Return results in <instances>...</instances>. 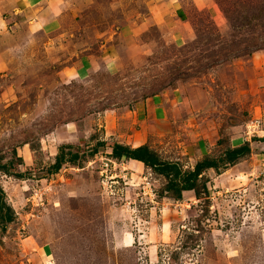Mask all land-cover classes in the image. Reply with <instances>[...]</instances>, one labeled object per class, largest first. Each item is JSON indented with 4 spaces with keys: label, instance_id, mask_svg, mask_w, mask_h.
<instances>
[{
    "label": "rangeland",
    "instance_id": "374dc122",
    "mask_svg": "<svg viewBox=\"0 0 264 264\" xmlns=\"http://www.w3.org/2000/svg\"><path fill=\"white\" fill-rule=\"evenodd\" d=\"M112 1L72 40L37 35L5 58L0 192L11 220H0V264H264V0H210L211 15L178 0L186 24L161 18L134 56L84 65L122 12L140 20L155 0ZM135 134L182 169L228 145L250 152L204 172L205 195L174 201L159 176L108 156ZM60 148L75 161L50 172Z\"/></svg>",
    "mask_w": 264,
    "mask_h": 264
},
{
    "label": "crops",
    "instance_id": "0c3cea01",
    "mask_svg": "<svg viewBox=\"0 0 264 264\" xmlns=\"http://www.w3.org/2000/svg\"><path fill=\"white\" fill-rule=\"evenodd\" d=\"M98 2L99 0H0V80L6 77L8 72L5 58H8L13 50L23 47L25 39L37 37L38 35L46 38L52 37V41L54 38L65 35L69 37L68 40H72L73 35H76L78 30L81 29L80 21L83 16L89 14L92 9L97 8ZM190 3L193 10L196 11L205 10L210 15L215 11L210 0H190ZM183 6L184 4L178 2V0H155L152 5V9H154L152 12L150 11L151 14L143 16L140 20H134L133 13L128 17L130 20H127L128 18L122 12L124 19L121 24L109 30L106 39H102L99 43L97 53H86L79 60L84 65L93 66L94 63H100L106 67L115 64L116 60L121 57L134 56L137 54L134 45L138 37L147 28L153 26L155 21L159 24L161 18H164L170 19L171 23L186 24L188 11ZM161 23L163 22L161 21ZM187 28L184 29L183 34L177 33V36H189V29L187 30ZM105 34L106 32L102 35ZM47 40L46 45L50 44V39ZM75 46L78 47L77 44ZM260 54L253 53L254 56H251V58H255ZM258 67L256 66L255 69ZM254 73L257 74L256 71ZM262 79L264 80V78ZM2 91L0 89V98L4 96L6 90ZM146 106H148L147 101L138 104V108ZM128 138V140L122 142L123 145L135 148L144 144L141 136H136V134L129 135ZM244 141L248 140L245 139ZM240 144L242 142L231 145V147ZM127 163H132L133 167H143L141 163L136 161L128 160Z\"/></svg>",
    "mask_w": 264,
    "mask_h": 264
},
{
    "label": "trees",
    "instance_id": "16d2710c",
    "mask_svg": "<svg viewBox=\"0 0 264 264\" xmlns=\"http://www.w3.org/2000/svg\"><path fill=\"white\" fill-rule=\"evenodd\" d=\"M215 144L219 147L220 141H216ZM108 148L110 149L108 156L111 159H124L127 161L139 162L142 164L143 168L150 170L151 173L163 179L164 184L161 189L163 195L161 193L160 195L174 201L181 200L182 193L185 192H191L196 199L201 195H205L208 191V180H201L204 172L211 170L215 174H219L220 170L224 171L227 168L236 165L250 152V148L246 142L235 147L228 145L219 151L216 156L203 155L191 168L182 169L176 162L162 160L157 153L152 151L145 144L131 148L118 143H113ZM62 150L63 149L61 148L58 149V153L54 156V162L49 166L50 172H56L64 162L71 163L75 161L76 156L74 154H69L70 157L66 160ZM95 153L96 149L92 150V155ZM17 159L18 161H21L20 158ZM0 171L7 174L8 168L4 165H0ZM15 177L18 176L16 175ZM0 220L6 222L11 220L9 209L1 201V192Z\"/></svg>",
    "mask_w": 264,
    "mask_h": 264
},
{
    "label": "built area",
    "instance_id": "2783aa9c",
    "mask_svg": "<svg viewBox=\"0 0 264 264\" xmlns=\"http://www.w3.org/2000/svg\"><path fill=\"white\" fill-rule=\"evenodd\" d=\"M259 127V120L255 119L253 122H250L249 125H245V134H249V135H256L255 133V130H251L250 129H255V128H258ZM262 133V131H259ZM258 133V132H257Z\"/></svg>",
    "mask_w": 264,
    "mask_h": 264
}]
</instances>
